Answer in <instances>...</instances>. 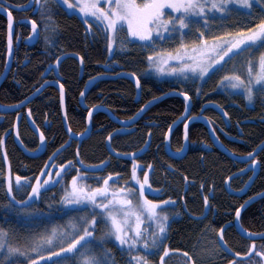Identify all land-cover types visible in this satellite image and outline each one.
<instances>
[{
    "label": "trees",
    "instance_id": "1",
    "mask_svg": "<svg viewBox=\"0 0 264 264\" xmlns=\"http://www.w3.org/2000/svg\"><path fill=\"white\" fill-rule=\"evenodd\" d=\"M0 3L3 4V8L11 12L15 21L13 62L7 77L0 85V104H18L46 80H54L56 76L51 65L60 55L69 53L72 56L60 63L58 75L65 87L67 120L73 133L86 129L88 108L93 105L102 104L117 118L126 120L137 113L141 105L149 100L176 90L189 93L192 102L190 115H204L208 118L220 141L236 155H247L264 141V95L257 94L254 103L249 106L242 95H233L217 87V81L225 74V70L231 69V62L212 73L203 82L159 79L149 72L147 54L133 50L109 57L106 38L95 26L92 29L93 34H86L87 26L82 19L69 14L63 6L51 0L48 7L52 11L47 14L51 16L50 21L41 20L35 0H0ZM29 3L31 7H24ZM22 20L29 22L21 23ZM31 20H36L40 26L37 41H33L30 37ZM45 23L50 24L48 31H45ZM45 37L49 38L48 41ZM6 55L7 20L0 13V76L5 66ZM77 56L83 57L82 75H80ZM119 72L137 74L141 84L139 98H136L135 86L131 80L107 79L97 82L86 95L84 107L80 106L79 96L88 79L101 74ZM201 85V91L197 93L196 89ZM184 108L185 102L182 98L168 97L153 105L137 123L127 128L111 121L106 114L96 112L91 119L90 135L83 140L71 139L70 144L55 157V163L49 165L54 167L65 160L78 159L82 160L83 164H77V166L81 171H85L87 165H97L101 161H107V166L101 171H87L86 174L94 178L86 183L97 187L103 183L102 178L112 172L121 174L118 182H112L114 187H119L131 174L132 157L117 155V153L137 152L144 146L150 132L151 142L147 150L137 155L135 159L144 169L149 163L153 165L150 183L153 189L161 191L147 193L148 198L163 200L171 197L176 201L174 207L165 209L173 214V218L164 243L172 250H179V252L169 255L166 260L171 256L181 257L184 252H188L192 259H187V264H228L230 260H236L238 264H264V261H261V258L254 253L249 254L251 259L234 258L223 251H220V255L216 257L204 260L194 256L193 253L200 238L204 237L207 231L213 233L212 236H217L216 230L225 225L230 226L224 230V241L232 252L243 254L253 243L256 245V251L264 250V239L251 241L242 238L232 225L236 207L264 191V152H259L255 157L260 167L247 193L242 197L228 194L224 187L225 177H230L244 169L245 164L250 162L238 163L216 149L203 124L194 122L189 126V149L183 158L173 159L165 152L164 133L168 130L169 124L181 116ZM27 111L31 112L32 120L45 134L47 140L44 154L36 158L26 156L13 138V127L19 113V136L22 143L30 151H35L37 148L39 142L27 123ZM224 112L228 113L227 117L223 115ZM182 127L183 123L174 130L170 138V149L173 152L182 146ZM109 133H113L110 142L107 139ZM0 136L6 138L4 147L0 148V225L15 229L16 234L23 237L29 230L28 226L23 221H18L14 212H9L2 207L9 202L3 186L4 177L9 174L10 167L13 181L16 175H20L33 179L34 182V177L40 174V169L45 166L49 156H52L60 145L69 139L62 122L58 90L48 86L20 110L7 114L0 113ZM5 152L8 157L7 163L4 161ZM138 174L141 178L143 177V171L139 170ZM251 174V171H247L232 179L231 188L233 190L242 188ZM71 175H75L74 169L64 179L70 180ZM96 178H99V181ZM62 187V184L48 187L39 201L31 205L32 208L48 214L51 223H64L67 219L58 205ZM210 187L214 190L209 195ZM29 190L30 188L26 189L24 194H17V200H23ZM205 195H209L210 207L203 219H196L194 217H199L205 211ZM49 205L52 207L50 208ZM86 211L90 209H84L80 214ZM240 221L246 230L264 233V197L248 206L242 212ZM103 227L102 222L97 225V229L102 230ZM35 230L39 231L38 228ZM96 235L99 236L100 231H97ZM104 247L112 250L115 264H129L128 253L120 251L117 245L106 243ZM162 252L161 247L159 252L149 256V260L153 264H158ZM10 264H27V261L20 257L12 259Z\"/></svg>",
    "mask_w": 264,
    "mask_h": 264
},
{
    "label": "snow or ice",
    "instance_id": "2",
    "mask_svg": "<svg viewBox=\"0 0 264 264\" xmlns=\"http://www.w3.org/2000/svg\"><path fill=\"white\" fill-rule=\"evenodd\" d=\"M51 2L61 6L67 5L69 9L78 7L84 24L88 25L86 34H93L92 29L95 26L106 38L109 55L115 52L117 44L123 47L125 42H140L145 46L154 47V41L157 39L163 42L178 33L180 41L174 48L154 50L147 57L149 69L157 75H170L181 82L189 80L193 83L203 82L212 73L224 68L228 61H233L231 69L225 70V74L217 81V87L233 95H242L249 105L254 103L257 94L264 95V0H77V3H73L72 0H51ZM49 3L50 0H35L42 21L51 20V16L47 15L52 11L48 7ZM254 6L259 7L258 17L254 15ZM24 7H31V3ZM234 10L244 13L243 26L236 30L226 28L220 34H211L213 27H225L224 22ZM3 11L5 9L0 3V12ZM7 17L10 30L9 52H11L13 27L11 12L7 13ZM217 19L220 21L219 25L214 23ZM89 20L93 23L90 24ZM198 21H203L201 27L204 30L197 28L198 37L191 42H186L185 37L192 30L193 23ZM28 22L21 21V23ZM30 23L32 30L30 37L36 38L40 34V26L36 20H31ZM236 23L240 24L241 21L237 20ZM230 27L229 25L228 28ZM44 28L48 31L50 24L45 23ZM125 29L126 35L121 36ZM48 39L45 37L46 41ZM257 50H260L258 56ZM244 53L247 55H243ZM62 59V56L56 58L57 65ZM81 63H83V57H81ZM130 75L135 78L139 90L140 78L135 72ZM56 83L59 84L60 102L63 108L65 87L59 81ZM201 88L202 85L197 87V93L201 91ZM178 95L183 96L185 112H187L191 99L189 93L184 91ZM80 96L85 97L86 92L81 91ZM25 102L27 98L20 104ZM145 108L146 105H141L138 112L129 117V120L134 121L135 116ZM98 110H104V106L99 104L88 108L89 124ZM17 115L19 117V113ZM181 115L183 116L184 113ZM223 115L227 117L228 113L224 112ZM193 119L198 117L188 116L183 121L185 141L188 138L189 122ZM64 120L67 123L66 113ZM120 123L123 124L125 121ZM87 132L86 128L82 132L73 133L68 126L69 139L60 145L52 156H49L45 166L40 169V174L34 177V182L33 179L20 175H16L13 181L9 167V174L4 177L3 182L9 202L2 207L9 212H14L17 220L23 221L29 230L26 235L19 237L15 229L0 225V257H2L0 264H10L12 259L20 257H23L27 264H115L112 250L104 247L106 243L116 244L120 251L127 252L129 264H152L149 256L159 252L161 247L163 252L160 253V264H165L169 255L178 254L179 250L174 251L164 243L173 218V214L165 209L174 207L176 201L171 197L163 200L148 198L147 193L161 191L153 189L150 183L153 165L149 163L147 169H144L135 159L137 155L147 150L151 142L150 132L144 146L137 152L117 153V155L132 157L131 174L122 186H113L112 182H118L121 174L112 172L104 176L103 183L97 187L86 183L94 178L88 176L87 171H101L107 166V161H101L97 165H87L85 171H81L77 166V164H83V161L78 159L65 160L54 167H48L49 164L55 163V157L70 144L72 138H82L87 135ZM171 132L172 124H169L168 131L164 133L165 142L170 141ZM112 135L113 133H109L107 137L109 142ZM5 139V136H0V148L4 147ZM16 139H20L19 132ZM39 141L36 152L46 150L47 140L43 132L39 134ZM182 151L183 145L176 150V155L178 156ZM258 152H264V142L258 144L246 156L240 157L242 162L250 160V164H245V168L241 169L239 174L251 171L253 175L242 188L237 190L238 192H244L249 183L254 180L257 168L260 167L255 158ZM232 155L235 156V153ZM76 156L79 157L78 151ZM4 161L8 162L6 152ZM73 169L75 175H71L70 180H65L64 177ZM138 170L143 171L142 178L138 175ZM96 179L99 181V178ZM229 180L230 177H225L226 186ZM185 181L187 182V177ZM60 184L63 187L58 202L59 210L67 216V219L64 223H51L48 214L32 208L31 205L39 201L48 187H56ZM201 187L203 188V185ZM28 188L30 190L26 192L25 198L17 200V194H24ZM213 190L212 187L209 188V195ZM228 190L231 191L230 188ZM209 195L204 196L205 211L194 218L203 219L206 216L207 209L210 207ZM257 196L264 197V192L258 193ZM247 203L248 201H245L235 209L237 224ZM49 207L52 206L49 205ZM84 209H90V211L80 214ZM69 213L73 215H68ZM101 222L104 225L102 230L97 229V225ZM227 226L230 225L216 230L219 240L216 247L220 251L230 253L231 249L227 247L223 235ZM37 228L39 231L35 230ZM97 231H100L99 236L96 235ZM241 232L246 238H252L255 235L264 238V233L254 234L246 229H241ZM252 253L264 261V250L256 251L255 243L250 245L248 251L243 254L236 252L235 257L251 259L249 254ZM209 254L213 255L214 252L210 250ZM183 257L192 259L188 252H184ZM228 264H238V261L230 260Z\"/></svg>",
    "mask_w": 264,
    "mask_h": 264
},
{
    "label": "water",
    "instance_id": "3",
    "mask_svg": "<svg viewBox=\"0 0 264 264\" xmlns=\"http://www.w3.org/2000/svg\"><path fill=\"white\" fill-rule=\"evenodd\" d=\"M5 9V8H4ZM10 12L9 10L5 9V11L3 12H0L7 20V55H6V61H5V66H4V69H3V72L0 76V85L2 84V82L5 80V78L7 77L11 67H12V62H13V56H14V47H13V38H14V30H15V21L13 19V27L11 29V41H12V44H11V52H9V25H8V17H7V13ZM39 37V36H38ZM38 37L36 38H33V41H37L38 40ZM30 40V42H33ZM63 57V59L58 63L57 65V61L55 60V62L51 65V68L54 69V75L56 76L54 80H46L45 82H48L47 84H45V82L42 84L44 85L43 87H39L37 89H39V92H37V89L29 96L27 97V102L23 103V104H14L16 107H9V106H13V105H3V104H0V113L1 114H7V113H13V112H16L18 110H20L21 108L25 107L28 103H30L33 99H35L46 87L48 86H53L55 87L58 92H59V84L56 83V81H59V83H61V78L59 77L58 75V68H59V65L60 63L72 56L71 54L69 53H66V54H62L60 55ZM78 58V62H79V66H80V75H82V72H83V63H81V58L79 56H77ZM131 73H127V72H119L117 74H101V75H98V76H95V77H92V78H95L94 80H92V78L88 79L85 84H84V87H83V90L82 91H85L86 92V95L88 94V92L93 88V86L101 81V80H107V79H111V80H115V79H118V78H125V79H129L131 80V82L134 84L135 86V90H136V98H139L140 97V93H141V87L140 89L138 90L137 89V86H136V81H135V78H133L131 75ZM92 80L91 83H89V81ZM178 93H180L179 91H176V90H172V91H169V92H166L162 95H160L159 97H156V99H151L149 100L148 102H146L144 105H146V108L144 111L140 112L139 115H136L135 116V120H129V119H126V120H122V119H119L116 117V115L110 111L107 107L104 106V110H98L96 112H102L104 114H106L109 119L115 123H117L118 125H120L121 127H131L133 126L135 123H137L140 118L155 104H157L158 102L168 98V97H173V96H176V97H180L184 100L183 96L182 95H178ZM59 95H60V92H59ZM86 97V96H85ZM85 97H81L79 96V103H80V106L84 107V104H85ZM25 101V100H24ZM151 102V103H149ZM60 106H61V102H60ZM191 106H192V102H191V99H190V102L188 104V111L185 112V108H184V115L180 116L179 119H176L175 120V123H172V132L170 134V138L172 136V133L174 132V130L180 125L183 123V121L188 117V116H191L190 115V111H191ZM65 113H66V104H65V97H64V105H63V108L61 107V116H62V122H63V125H64V129L67 133V127L69 126L68 124V120H67V123L65 122L64 120V116H65ZM136 114V113H135ZM87 117H88V113H87ZM86 117V128L88 129V132H87V135L83 136L82 138H72L73 140H83L85 138H87L91 131H92V123L89 124L88 122V119ZM193 117H198V119H193L189 122V126L194 123V122H199L201 124H203L206 129H207V132H208V135L210 137V140L213 144V146L218 149L220 152H222L223 154H225L226 156H228L229 158H231L232 160L238 162V163H248L250 162V160H246V161H241L240 157H244V156H240V155H236L233 156V152H231L230 150H228L225 145L220 141V139L218 138L212 124L210 123V121L208 120V118H206L204 115H196V116H193ZM92 119V118H91ZM26 120H27V123L30 127V129L34 132V134L36 135L37 139H38V142L40 143L39 141V134H40V130L39 128L35 125V123H33V120H32V117L31 115L29 116V112L27 111L26 112ZM120 121H125V123L121 124ZM19 122H20V117H16V120H15V124H14V127H13V138H14V141L16 143V145L19 147V149L28 157H31V158H36V157H39L41 156L42 154H44L45 150L42 151V152H36V151H30L28 150L24 144L22 143L21 139L17 140L16 139V135H17V132H19ZM38 129V130H37ZM168 131V130H167ZM184 133V124H183V127H182V134ZM68 135V133H67ZM182 145H183V151L177 156L176 155V152H173L171 149H170V141L169 142H165L164 140V149H165V152L173 159H181L183 158L186 153L188 152V149H189V139L187 138V141L184 140V135H183V141H182ZM264 142V141H263ZM47 146V145H46ZM259 153V152H258ZM258 153L256 154V156L258 155ZM255 156V157H256ZM240 171H237L235 172L234 174H232L230 176V180L228 182V185L226 186V184L224 183V187H225V190L227 191L228 194L230 195H233V196H236V197H242L243 195H245L247 193V191L249 190V188L251 187V185L253 184L254 180L256 179L257 175H258V168H257V172H256V175H255V178L254 180H252L248 187L245 189L244 192H238L237 190H233L230 186V182L232 179L236 178V177H239L243 174H239ZM246 173V172H245ZM253 175V173L251 174V176ZM249 180V179H248ZM247 180V181H248ZM246 181V182H247ZM231 189V191H229L228 189ZM264 192V191H263ZM253 197H256L255 199H251L252 197H250L249 199H247L246 201H248V203L245 205L243 211L248 207L250 206L251 204H253L254 202L258 201L259 199L263 198V197H259L257 195L253 196ZM244 204V203H243ZM242 211V212H243ZM232 225L234 226L236 232L242 237V238H245L247 240H251V241H255V240H261V239H264V238H261L259 235H255L253 236L252 238H246V236L244 234H242L241 232V229H245L242 224H241V221L239 220V224H237L236 222V217H234V221L232 223ZM226 229V228H225ZM253 233V232H251ZM254 234H260V233H254ZM217 238V243H219V240H218V234L216 236ZM228 247V246H227ZM225 254H228L229 256L231 257H234L235 258V253L234 252H226V251H223ZM241 259V258H239Z\"/></svg>",
    "mask_w": 264,
    "mask_h": 264
},
{
    "label": "rangeland",
    "instance_id": "4",
    "mask_svg": "<svg viewBox=\"0 0 264 264\" xmlns=\"http://www.w3.org/2000/svg\"><path fill=\"white\" fill-rule=\"evenodd\" d=\"M72 2L73 3H77V0H72ZM63 7L69 14H74V15L78 16L80 19H82V16L79 13V8L78 7L77 8H73V9H69L67 7V5H63ZM253 11H254V15H256L257 17L260 15L259 7H255L254 6V10ZM243 15H244L243 12H237V11L234 10L232 15L229 16L228 19L224 22L225 27H213L211 29V34H220L222 31L226 30V28L228 30H236V29H238L239 27L243 26ZM237 20H240L241 23L237 24L236 23ZM89 23L91 24L93 22L91 20H89ZM202 23H203V21H198V22H194L193 23L192 30L185 37L186 42H191V41L195 40L198 37L199 33L196 31L197 28H200L201 31L204 30L201 27ZM214 23L216 25H219L220 24L219 19H217ZM229 25L231 26L230 28H228ZM86 26L88 27V25H86ZM101 27H103V26L101 25ZM120 35L121 36L126 35V29ZM179 41H180V36L177 33L174 37H170L168 39H165L163 42H161L159 39H157L156 41H154V47L145 46V45H143L140 42H136V43H127V42H125L123 47H121L119 44H117L116 50H115V52L113 54H125V53H128L130 51L137 50V51L144 52L145 54H147L149 56L151 54V52L154 51V50L155 51H159V50L164 49V48H174L176 46V44L179 43ZM259 51L260 50H257V52H256L257 56L259 55ZM112 55H109V57L112 56ZM243 55H247V53H244ZM230 62H231V65H232L233 61H228V63H230ZM149 72L152 75H154L155 77L159 78V79H176L175 77H172L170 75H157L151 69H149ZM249 106H251V105H249ZM48 167H50V165H48ZM146 169H147V167H146ZM212 234L213 233H211L210 231H207L204 234V237L202 236L200 238V240L198 241L197 246L195 248V252L193 253L194 256H197L201 260H204V259H207V258H212V257H216L217 255H220V250H218L217 247H216L217 238H216L215 235L212 236ZM210 250L214 252L213 255L209 254ZM158 264H160V261H159ZM165 264H187V259L185 257H183V255H181V257L179 256V257H176V258L171 256V257H169V259H167L165 261Z\"/></svg>",
    "mask_w": 264,
    "mask_h": 264
}]
</instances>
